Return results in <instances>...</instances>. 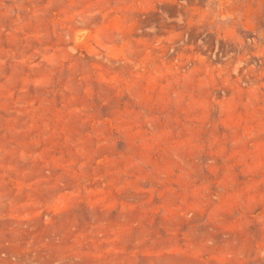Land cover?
Here are the masks:
<instances>
[{"label": "rangeland", "instance_id": "obj_1", "mask_svg": "<svg viewBox=\"0 0 264 264\" xmlns=\"http://www.w3.org/2000/svg\"><path fill=\"white\" fill-rule=\"evenodd\" d=\"M0 264H264V0H0Z\"/></svg>", "mask_w": 264, "mask_h": 264}]
</instances>
